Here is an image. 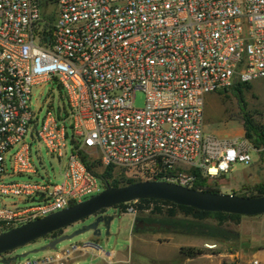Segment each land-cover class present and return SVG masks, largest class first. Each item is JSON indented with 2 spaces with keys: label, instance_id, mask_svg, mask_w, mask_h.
<instances>
[{
  "label": "built area",
  "instance_id": "2783aa9c",
  "mask_svg": "<svg viewBox=\"0 0 264 264\" xmlns=\"http://www.w3.org/2000/svg\"><path fill=\"white\" fill-rule=\"evenodd\" d=\"M260 79L264 0H0V198L22 204L0 207V235L106 189L83 157L133 181L191 189L197 174L250 167V141L205 130V101ZM51 83L66 105L41 120L33 90ZM27 139L66 160L61 183L32 179Z\"/></svg>",
  "mask_w": 264,
  "mask_h": 264
},
{
  "label": "rangeland",
  "instance_id": "374dc122",
  "mask_svg": "<svg viewBox=\"0 0 264 264\" xmlns=\"http://www.w3.org/2000/svg\"><path fill=\"white\" fill-rule=\"evenodd\" d=\"M47 10V8H46ZM242 100L235 94L234 90H227L216 94H211L205 101L204 123L205 130L219 138H237L245 137L243 128V113H254L257 117V123L264 125V79L256 80L243 89L240 95ZM64 93L56 83H51L43 88L33 90L32 109L39 112V118L42 120L48 111L56 114L59 108L66 105ZM145 106V96L142 92L136 93L134 108L142 109ZM41 110V111H40ZM261 118V119H260ZM31 145V159L38 170V175L32 179L39 183H61V174L64 171L63 163H60L57 157L50 156L47 150L38 141L26 140ZM253 146V144H252ZM255 149L252 154L253 164L250 167L237 165L232 175L218 180H207L206 186L216 189L222 194H236L239 196H255L260 191L264 192V148ZM97 157V156H96ZM92 164V162H90ZM95 163L94 172L99 176L103 175L105 170ZM16 181L24 182L26 178H16ZM110 184L117 183L124 185L130 181L123 175L113 174L112 179L108 180ZM137 182V181H135ZM122 187V186H119ZM103 191V190H102ZM17 199L0 198V207L19 204ZM22 205V204H19ZM138 203H129L119 208V214L112 222L109 237L105 232L100 238V247L108 254L106 255V264H180L185 257L181 255V249L200 250L204 253L219 254L221 252H234L238 250L239 225L242 218L237 223L236 220L227 219L221 226L215 219H206L195 221L191 217H185L177 213L175 218L157 217L152 215L150 210L140 212ZM133 209L130 213L129 210ZM164 211L172 210L170 206H163ZM109 215H114V210H110ZM160 220L167 224L176 226L179 230L175 231H153L136 234L134 231L135 219ZM91 224L87 219L68 229L58 233L56 237L71 235ZM193 228H190L191 226ZM185 228H182V227ZM201 232L205 234H200ZM215 233V237L211 236ZM247 235V228L245 229ZM91 233L78 236L71 241L64 242L58 246L59 249L69 248L85 242L90 239ZM48 244L45 240L37 241L22 249H18L8 255L22 256L27 253L42 249ZM215 246L214 248H211ZM116 252V253H114ZM116 254V255H115ZM42 255H29L32 260ZM25 259H20L24 261ZM0 264H2L0 262ZM80 264H102L99 258L89 257L86 262Z\"/></svg>",
  "mask_w": 264,
  "mask_h": 264
},
{
  "label": "water",
  "instance_id": "95a60500",
  "mask_svg": "<svg viewBox=\"0 0 264 264\" xmlns=\"http://www.w3.org/2000/svg\"><path fill=\"white\" fill-rule=\"evenodd\" d=\"M140 200L163 201L206 213H223L241 217L264 216V196L243 197L234 193L204 192L161 181H145L118 188L108 186L100 194L67 210L0 235V257L40 240H45L48 244L41 250L34 251L31 254H38L47 250L55 251L60 244L89 233L92 234L93 238L98 239L103 234V228L105 229V236L108 237L114 221L112 216L98 217L88 227L71 235L52 236L89 218H95L103 211H109L117 206ZM134 224L136 225V222ZM147 226L159 228L157 224ZM29 255L4 258L1 263L15 264L18 260L26 259Z\"/></svg>",
  "mask_w": 264,
  "mask_h": 264
},
{
  "label": "crops",
  "instance_id": "0c3cea01",
  "mask_svg": "<svg viewBox=\"0 0 264 264\" xmlns=\"http://www.w3.org/2000/svg\"><path fill=\"white\" fill-rule=\"evenodd\" d=\"M246 228L247 235L245 236ZM237 240L239 242V248L234 252H221L219 254L203 252L202 255L196 258H185L180 264H253V262L264 264V216L242 217L239 225V238ZM100 243L101 241L99 239L91 236L85 242L70 246L69 248H58L55 251L47 250L42 252V255L32 260L61 255L59 262L55 264H80L81 262H86L89 257L99 258L102 264H106V260L104 259H106L108 253L100 247ZM13 257V255H10L8 259ZM20 262L22 261L18 260L15 264H19Z\"/></svg>",
  "mask_w": 264,
  "mask_h": 264
},
{
  "label": "trees",
  "instance_id": "16d2710c",
  "mask_svg": "<svg viewBox=\"0 0 264 264\" xmlns=\"http://www.w3.org/2000/svg\"><path fill=\"white\" fill-rule=\"evenodd\" d=\"M249 86V84H241V83H236L234 85V87L232 88L235 92V94L242 100L241 96L243 94V89L247 88ZM243 113V128H244V132H245V138L251 142V144H253V146L256 149H260V148H264V125H259L257 123V115L254 113H246V111L243 109L242 110ZM261 119V118H260ZM262 120H264V117L262 118ZM83 162L85 163L87 169L89 171H92L95 175H97L98 177L102 178L103 180H106L107 186L109 187H113V188H118L119 186H127L130 184H135V183H139V182H135L133 180H130L128 182H126L124 185H119L117 183H112L110 184L107 180L112 179L113 177V173L112 171L109 170H105V172L103 173V175L99 176L98 174H96L94 172V168L95 163H90L88 161V159L86 157H83ZM98 164V162H97ZM197 183L195 186V190H200V191H204V192H212V193H220L218 192L216 189L210 188L208 186H206L207 180L202 178L200 175L197 174ZM256 196H264V192L260 191L257 195L255 196H249V197H256ZM243 197H247L246 195H244ZM138 205V209L140 210V212H144V211H148L151 209L152 206H154V209H151V213L154 216L157 217H165V218H175L177 216V213L184 215L185 217H191L192 219H194L195 221H202V220H206V219H215L216 221H218V223L222 226L227 219H233L236 220V222L238 223L239 220L242 218L241 216H237V215H229V214H223V213H206V212H201L198 210H195L193 208H188V207H180V206H176L174 204L168 203V202H163V201H157V200H140L137 202ZM125 205H121L120 207H123ZM163 206H170L173 209L168 211H164L162 209ZM182 227V226H181ZM194 226L192 225L190 228H193ZM185 228V227H182ZM57 232L55 234H53L52 237H56V235L58 233ZM200 234H205L203 232H201ZM211 236L215 237V233H211ZM203 252L200 250H185V249H181V255L184 256L187 259H193L196 258L200 255H202Z\"/></svg>",
  "mask_w": 264,
  "mask_h": 264
},
{
  "label": "flooded vegetation",
  "instance_id": "af4514ba",
  "mask_svg": "<svg viewBox=\"0 0 264 264\" xmlns=\"http://www.w3.org/2000/svg\"><path fill=\"white\" fill-rule=\"evenodd\" d=\"M109 211H103L100 214H98V216H96L95 218H89V220H91V223L94 222L98 217H111L112 215H109ZM136 222V225L134 224V231L136 232V234H143L146 232H153V231H175V230H179L176 226L172 225V224H167L164 223L160 220H147V219H135L134 223ZM153 224H157L159 226V228H154V227H148L147 225H153ZM137 226V228H136ZM103 233L105 232V229L103 228ZM109 237V236H108Z\"/></svg>",
  "mask_w": 264,
  "mask_h": 264
}]
</instances>
